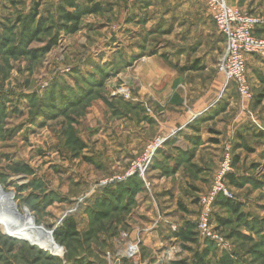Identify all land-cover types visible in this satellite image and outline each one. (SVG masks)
<instances>
[{
	"label": "rangeland",
	"instance_id": "obj_1",
	"mask_svg": "<svg viewBox=\"0 0 264 264\" xmlns=\"http://www.w3.org/2000/svg\"><path fill=\"white\" fill-rule=\"evenodd\" d=\"M73 1L101 9L84 15L74 33L75 24L62 19L74 12L64 0H0V211L25 213L51 236L72 219L78 232L63 244L51 237L53 249H43L7 235L17 228L8 216L0 235L42 253L0 237V264H112L122 235L141 239V264H264V133L255 146L238 138L198 155L188 147L181 171L162 174L182 159L181 149L165 144L171 135L158 136L162 109L142 95L136 77L140 65L156 60L187 91L175 97L214 99L217 90L206 87L218 71L207 73L205 62L217 59L223 38L206 0ZM28 16L36 17L26 29L19 18L26 24ZM232 87H221L212 110ZM159 138L167 139L141 175L136 166ZM225 147L234 157L235 184L227 185L238 213L214 204L213 242L197 233L198 201ZM127 174L121 189L99 184Z\"/></svg>",
	"mask_w": 264,
	"mask_h": 264
},
{
	"label": "crops",
	"instance_id": "obj_2",
	"mask_svg": "<svg viewBox=\"0 0 264 264\" xmlns=\"http://www.w3.org/2000/svg\"><path fill=\"white\" fill-rule=\"evenodd\" d=\"M226 1L230 6L247 11V13L264 14V0ZM254 33L258 37H264V28H257ZM224 45L223 38V46L221 43V52L217 59L212 57L213 60L210 58L206 60L205 67L208 70L216 69L220 55L224 50ZM245 65L246 77L253 99H239L237 93H234L235 89L232 87L234 91L228 90L221 97L222 102L225 99L223 102L224 106L216 110H212L215 106L211 107V105L221 93L223 78L219 73L214 74L211 70L208 71L206 69L207 73L211 72L214 74L211 77L210 85L206 87L209 92L217 90V94L215 93L216 96L214 95L215 97L212 101H210L211 99L209 101L197 99L186 101L187 97H182V95L179 98L175 97L176 94L179 96L180 93L186 95L187 91L181 92V87L183 90L185 88H183L180 78L175 77L174 71H172V74L166 73L163 64L156 60H151V63L147 62L143 66L140 65V70L137 72L136 77L141 82L142 88H144L141 93L143 96L146 93L147 99L155 101L162 109L158 114V126L156 127L158 136L171 135V138H168L165 144L174 146V149L180 147L182 152H188L186 150L188 147L197 148L199 149V151H196L197 155L199 153L202 154L203 149L207 148L210 143L212 145L209 148L219 147L223 142L229 141L231 143L238 138L241 141L246 140L248 144L254 143L255 146L256 143L254 141L260 138L261 133H264V101L257 106L253 104L254 98L264 100V58L253 55L246 56ZM189 93L191 95L190 98H196L194 96L195 92L191 91ZM177 100L180 101V104L175 102ZM165 157L169 161L170 155L168 153L165 154ZM176 159L175 157L173 158L174 163ZM196 162L198 163L197 160ZM174 163H170L168 168L177 170L176 173L178 174L181 168H175ZM203 163H206V159H204ZM203 170L200 176L208 173V171H205L206 169Z\"/></svg>",
	"mask_w": 264,
	"mask_h": 264
},
{
	"label": "built area",
	"instance_id": "obj_3",
	"mask_svg": "<svg viewBox=\"0 0 264 264\" xmlns=\"http://www.w3.org/2000/svg\"><path fill=\"white\" fill-rule=\"evenodd\" d=\"M206 5L216 29L224 38V50L216 65L218 73L223 78L222 91L233 86L239 99H252V93L246 77L245 58L250 55L264 58V37H258L254 33L257 28H264V16L243 12L237 7L230 6L226 0H206ZM166 139L159 138L156 140L144 157L142 162L144 165L139 163L136 166L142 172L141 175L147 168L153 153ZM232 157L230 148L225 147L222 151L221 162L213 174L208 191L199 197L196 228L199 237L203 240L213 242L218 240V235L211 224L214 204L218 197L222 196L228 200L233 198L226 180L227 176L232 172ZM130 175L127 174L121 178L113 177L109 180H103L99 184L119 183ZM145 184L147 189H149V184L146 182ZM80 201L82 202V200ZM77 207L78 205H76L75 209ZM156 223L154 222V225ZM169 225L172 230L175 229L172 224ZM122 237L121 241L123 243L117 248L114 263L112 264H122L121 262L124 261L131 262V264H141L139 249L141 239L127 240L125 235H122Z\"/></svg>",
	"mask_w": 264,
	"mask_h": 264
},
{
	"label": "trees",
	"instance_id": "obj_4",
	"mask_svg": "<svg viewBox=\"0 0 264 264\" xmlns=\"http://www.w3.org/2000/svg\"><path fill=\"white\" fill-rule=\"evenodd\" d=\"M64 4H65L66 7H68L69 9H72L74 11L71 14L64 12L63 15H62V19L66 23L75 24L74 28H72V30H71L72 33L76 32L78 30V28H77L76 25L79 24L81 18L84 15H87V14H96V13H98L101 10L100 7H99V5H95L92 8L88 9L87 7H81V6L77 5L73 0H64ZM35 17L28 16L27 17V20H26V24H25V20H22L21 18H19V22L23 23L24 28L27 29L28 28L27 25L30 22L34 23ZM24 34L27 37H30V36H32L33 32H30L29 30H27ZM258 102H259V100H258ZM176 151H177V153L179 155L182 156V159L180 158L177 161L175 160V163H174L175 168L176 167H179L182 163H186L188 161L189 157H191V155H192V151H188V152H182V151H179V150H176ZM233 160H234V157H233ZM233 163L234 162H232V165H233ZM162 171H163L162 174H172L175 170L174 169L167 168V170H162ZM135 179H137V178H135ZM226 180H227V184L229 186H230V184H235V177L232 174H229L227 176ZM121 183L117 184L114 189L115 190L117 188L118 189H121L122 186H123V185H121ZM124 193L126 194L127 192H124ZM120 195H121V193L118 192L116 197H117V200L120 202L119 204L121 205L122 204L121 203L122 197H120ZM221 205H223L225 208H228L229 210H231L234 214H237L238 213V208L234 204L233 201L228 200V199H225L222 196H219L218 199L216 200L215 206L217 207V206H221ZM125 207H126L125 204H123V205H121V209H119V210L124 211ZM183 234H184V232H182V230H181V233L179 234V236L180 235L182 236ZM77 236H78V232L76 231V223L72 219H66V220H64L62 222V225L60 227H58L56 230H54L53 235H52L54 241H56L57 243H60V244H63V242L68 241V240H73ZM0 237L2 239H7V240L9 239V240H11V242H13V241H15V242H22L24 245H28L24 241H17L15 239L7 238V237H4L2 235H0ZM29 247L33 251H38V252L42 253V251L41 250H38L37 248H34L32 246H29ZM66 248H67V246H66Z\"/></svg>",
	"mask_w": 264,
	"mask_h": 264
},
{
	"label": "bare ground",
	"instance_id": "obj_5",
	"mask_svg": "<svg viewBox=\"0 0 264 264\" xmlns=\"http://www.w3.org/2000/svg\"><path fill=\"white\" fill-rule=\"evenodd\" d=\"M9 216V215H8ZM8 216L2 214L0 211V224L4 227ZM17 224V228L10 233L9 236H14L20 240H25L29 243L34 242L41 246L43 249H53L51 234L47 232L42 226L33 225L31 217H28L25 213L19 216H9ZM10 221V220H9Z\"/></svg>",
	"mask_w": 264,
	"mask_h": 264
},
{
	"label": "water",
	"instance_id": "obj_6",
	"mask_svg": "<svg viewBox=\"0 0 264 264\" xmlns=\"http://www.w3.org/2000/svg\"><path fill=\"white\" fill-rule=\"evenodd\" d=\"M51 234V233H50ZM52 237V236H51Z\"/></svg>",
	"mask_w": 264,
	"mask_h": 264
}]
</instances>
